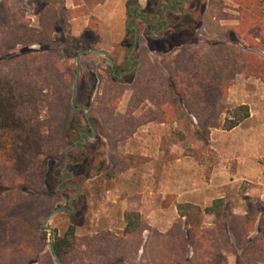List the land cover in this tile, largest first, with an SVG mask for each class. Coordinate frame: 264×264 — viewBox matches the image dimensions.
I'll use <instances>...</instances> for the list:
<instances>
[{"label": "rangeland", "instance_id": "obj_1", "mask_svg": "<svg viewBox=\"0 0 264 264\" xmlns=\"http://www.w3.org/2000/svg\"><path fill=\"white\" fill-rule=\"evenodd\" d=\"M63 1L0 0V79L12 81L13 88L17 89L15 92L17 97H21L24 107L19 118L35 116L37 119L34 120L40 124V134L44 138L58 132V126L63 125L62 120L65 118L68 106L72 108L73 104L74 111L69 115L71 130L64 128L69 135V144L63 150L64 160L50 159L44 152L21 165L4 163L0 158V194L3 195L2 192L5 189L18 191L19 188H11L13 184L28 183L33 188L34 183H42L43 192L54 193V196L46 201L48 210L52 209V212L56 208H63L61 212L56 213L48 220L44 228H51L62 233L72 222L76 223V227L89 232L96 229L92 213V208L96 205L89 204L90 194L95 201H102L109 181L116 178L128 164L121 156L117 157L118 153H116L117 155L113 153L116 145L124 140L123 136L125 138L127 135V128L124 129L121 126L120 117L117 118V122H111L114 118L113 114L110 115L111 108L105 107V102L98 99L105 87H108L106 79L110 76L105 58L98 59L91 56L80 59L77 92L74 98L75 57L80 51L94 45L95 36L88 35L81 41L75 42L67 32V20H61L59 27L64 33L57 38L59 43L56 48L60 46V49L54 59L49 61L44 58L45 55L37 53L39 48L32 50L31 46H28L26 56L17 61L1 62V59L13 57L22 50V45L11 48L15 41L22 39L21 37L29 39L32 36L28 30H31V24H36L35 15L43 4L47 2L63 3ZM71 1L74 4H82L80 8L73 11L71 16L82 17L87 15L97 1L101 0ZM160 3V13H162L168 7L169 0L167 2L161 0ZM190 3H193V6L195 4H198L197 7L200 6L197 0H191ZM216 5L218 7L220 5L222 10H226V28H236L238 25L231 24L237 22L239 24V12L238 6L233 0L216 1ZM261 11L264 14V5L261 7ZM47 16L48 13L43 16L44 20L48 19ZM67 16L68 14H66ZM40 22H43L41 18ZM131 24L133 21L129 26ZM26 27L28 30L25 29ZM5 28H11V31L3 33ZM129 32L125 39L130 43L132 34ZM198 39L203 40L202 43L207 41L201 36ZM242 39L239 37V43L235 45L227 42L229 41L227 34L216 38L217 41L229 43V46L232 47L229 50L231 58H228L230 64L223 69L226 75L231 72V60L235 58L236 51L257 57L262 62L260 67L250 66V61L242 59V67H237L234 80L225 94V109L231 110L240 105H247L249 108L247 119L230 132L217 128L216 131H212V136H204L196 127L194 120L193 128L188 127L189 124L185 117H182L174 107H171L173 100H164L165 105L156 113V116L164 121L178 119L181 122L178 123L176 129H172L171 138L162 143L163 148L175 144L183 150L184 155L195 158L203 165L206 168L207 176L213 175L216 167L218 170L220 169L216 172V180L224 178V188L222 185L218 187L220 192L223 189L225 192L223 213L219 222L216 221L217 223L214 224L212 219H206L197 208H185L188 218L184 222L183 228L198 230L196 255L200 258L197 264L202 262L206 264H264V35L257 38L254 43L242 41ZM5 52H9V54L2 58L1 56ZM125 53L124 47L120 46L113 52V56L119 61ZM203 54L205 55V53ZM203 57L201 60L204 61ZM55 60L57 64L54 67ZM209 71L212 76H216L219 69L214 65L210 66ZM249 71H256V75H249ZM27 75L31 77L29 82L25 80ZM48 75L50 82L43 81L42 78ZM19 92L20 94H17ZM27 100L29 103L25 104ZM121 100L116 108L118 114H123L125 111V108H122ZM26 105L29 106L28 112ZM35 105L36 108L33 109ZM75 108H85L86 114ZM99 108L103 111L109 110L107 113L110 116L107 120L108 127L104 132L110 137V143L109 140L99 135L93 122L98 116ZM225 117L226 115H221V123ZM87 125L93 129L94 135L88 132ZM64 131L61 130V132ZM82 132L88 135L84 140L80 137ZM48 142L50 141L48 140ZM58 170H61L63 174L66 172L72 174L80 183L77 196L81 197L83 204L75 205V208L71 206L73 208L71 213L75 211L77 213L74 221H70L66 215L67 209H70L68 199L58 194L61 185L56 183L54 185L50 177L51 173ZM87 177L92 179L85 180ZM229 178L231 181L235 180V183H229ZM33 194L31 192L32 196L29 198L23 197L22 194L19 196L5 194L1 197L0 264H26L27 260L34 257L36 250L49 254L55 264L49 246L51 235L40 229L48 216L45 218L41 216L42 211L39 206L45 200ZM38 229L40 233L46 235L43 237ZM205 230H211L212 234L201 239L199 232ZM102 239L107 245L112 242L111 238H106L103 234ZM226 239H228V243ZM82 241H86V239ZM167 245V247L172 246L171 244ZM124 247L126 248V246ZM216 247H219L221 257L210 263V259L206 256L212 255V251ZM92 254H95L94 251ZM205 254L207 255L205 256ZM201 255H204V258ZM165 259L168 260V255L163 258V260Z\"/></svg>", "mask_w": 264, "mask_h": 264}, {"label": "crops", "instance_id": "obj_2", "mask_svg": "<svg viewBox=\"0 0 264 264\" xmlns=\"http://www.w3.org/2000/svg\"><path fill=\"white\" fill-rule=\"evenodd\" d=\"M197 1L200 6L205 4V8L207 7L208 0ZM222 1L224 0H219ZM160 2L161 0H102L93 5L87 15L82 17L71 16L75 9L82 6L80 3L74 4L71 0H64L63 3L47 2L36 13V24L30 26L35 32L46 30V37L42 43L33 44L30 48L32 50L39 48L37 53L45 55L44 58L49 61L56 57L60 49V46L57 48L56 46L59 43L57 38L64 33L59 27L61 20H67V32L75 42L88 35L95 36L94 45L85 50H97L107 57L95 53L81 55L78 60V73L81 58L91 56L105 58L110 75L124 82L123 92L110 115L114 116L111 122H117V118L120 117L124 129L127 128L125 139L116 145L113 153H118L117 157L121 156L128 164L116 178L109 181L102 201H95L90 194L89 204L96 205L92 208L96 229L88 232L86 229L76 227L75 237L79 242L74 246V259L68 264H171L170 256L179 250L176 246L169 250L167 235L175 225L179 222L184 224L187 220L185 208H197L206 218L205 209L208 203L224 200V189L222 192L218 189L219 185L224 188V178L216 180V172L220 169L215 167L213 175L207 176L206 168L195 158L184 155L181 148L175 144L167 148L162 146L165 140L171 138L172 129H176L181 122L176 119L164 121L156 116L157 111L164 106L158 102L155 95V92L164 89V84L158 76H168L169 65L170 68L176 69L173 61L179 52L178 49L169 53L168 48L162 49L159 43L162 40V32L170 26L165 21L164 10L159 13ZM187 3L185 0L178 14L185 12L189 7ZM47 13L48 19L44 20L43 16ZM222 13L226 15V10L223 9ZM40 18L43 22H40ZM225 20L226 17L219 19L218 25L227 27ZM131 21L133 24L129 26ZM231 25H238V22ZM129 31H133L130 43L125 39ZM204 32L198 37L209 40ZM218 36L212 39L216 40ZM125 42L129 47L124 45ZM120 46L124 47L126 53L117 61L113 52ZM132 46H135L134 50ZM56 64L55 60L54 67ZM141 69L145 76L136 86V77ZM122 71L127 73L121 75ZM119 75L122 77L118 78ZM136 91L139 92L137 94L139 100L135 98ZM120 100L122 108H125L123 114H118L116 109ZM188 127L192 129L193 124H189ZM213 130L217 129H211L210 136ZM234 181L229 178V183L234 184ZM79 190L78 188L76 195ZM67 201L69 205L71 199ZM129 212L138 213L143 227L141 233L136 231L125 235ZM66 230L65 228L62 233L54 231L56 236L62 237ZM102 234L108 235L106 238H111L112 242L108 243L109 245L82 241L94 240ZM87 251L91 253L87 255L85 253ZM92 251L95 254H92ZM167 255L168 260H163ZM192 255L189 249L186 258L190 259Z\"/></svg>", "mask_w": 264, "mask_h": 264}, {"label": "trees", "instance_id": "obj_3", "mask_svg": "<svg viewBox=\"0 0 264 264\" xmlns=\"http://www.w3.org/2000/svg\"><path fill=\"white\" fill-rule=\"evenodd\" d=\"M187 1V5L190 6L185 9V12L177 15L169 13V16H172V19H169L171 24L161 34L162 40L159 42L162 46L161 48H168L169 53L178 49L179 52L173 61L176 69L170 68L169 65L167 66L169 75L158 76V79L164 84V89L155 92V95L158 102L164 105V100H173L171 107H174L178 114L185 117L188 124L192 125L194 120L196 127L204 136L209 135L211 129L221 128L222 130L230 131L249 117V108L247 105H240L231 110H226L224 106L225 94L229 85L234 80L236 69L237 67H242V59L250 61V66L257 65L260 67L262 66V62L257 57L244 55L234 50L236 51V55L235 58L231 60L232 69L231 72L226 75L223 69L230 64L228 58H231L229 50L232 49V47L229 46V43L236 45L239 43V37L243 38L242 41L254 43L257 38L264 35V14L261 11L264 0H233L238 6L239 12V24L233 29L220 27L217 23L219 19L226 17V15L222 13L221 6L219 5L218 7L216 5V1L219 0H208L206 8L205 4L197 7L198 4L193 6V3H190L191 0ZM99 2L100 1H97L95 4ZM151 12L153 13V10H151ZM196 14L197 16H195ZM25 29H27V27ZM5 31L10 32L11 28H5L3 31V33H8ZM28 31L31 32L32 36L29 39L21 37L22 39L15 41L11 48L13 49L16 46L22 45V50L13 57H7L10 52V50H8L9 52H5L4 55L1 56L2 58L5 56L7 58L1 59V62L19 60L26 56V51L29 49L27 48L28 46L41 44L46 37V30L40 32H35L33 30ZM245 31L246 33L244 34ZM203 32L209 38V40L204 43L198 39V35ZM129 33L133 34V31ZM222 34H227L229 38L227 42L229 43L212 39ZM203 53H205V55ZM202 57L204 61L201 60ZM238 57L240 58L239 60L237 59ZM214 65L219 69L218 75L216 76H212L209 71L210 66ZM200 67L202 68L200 69ZM248 73L252 75L255 74L256 71H249ZM144 76L143 70L141 69L136 77V86L144 79ZM30 78L31 77L27 75L25 80L29 82ZM42 79L43 81L50 82L49 75ZM106 80V85H108V87H105L98 99L101 102H105V107H109V109L111 108L112 110L120 99L124 89V82L111 75ZM13 87L14 83L12 81L0 79V158L4 163H17L21 165L24 164L25 161H31L44 152L50 159L64 160L65 154L63 150L69 144L67 130H71L69 115L74 112L73 108H71V106L66 108L65 118L62 120L63 125L58 126V132L52 135L49 134L47 137L43 138L40 134V124H38L37 120H34L37 119L35 116L24 119L19 118L24 106L21 97L18 98L15 93L17 91L16 87ZM138 93L137 91L135 92V98L137 100H139ZM17 94H20V92ZM27 103H29L28 100L25 101V104ZM26 107L28 112L29 106L26 105ZM33 107V109H35L36 105ZM97 112L98 116L93 122L98 129L99 135L109 140L110 143V137L104 132L108 127L107 120L110 116L107 115V113L109 110L103 111L99 108ZM80 113L82 112L80 111ZM223 114L226 115V117L221 123L220 117ZM53 118L55 119V117ZM121 126L123 127L124 125L121 124ZM87 128L88 132L92 134L89 125H87ZM61 130L64 132H61ZM122 139H125L124 136ZM48 140L50 142H48ZM50 177L54 185L55 183L59 186L61 185L58 189V194L67 199H71L69 203L70 207L72 206L75 208V205L83 204L81 197L76 195L77 189L80 187V183L77 181L76 177L68 172L63 174L61 170L51 173ZM90 179L92 178H85V180ZM14 187L19 188L18 191L14 189H5L2 192L3 195L0 194V200L5 194H16L18 196L22 194L23 197L29 198L32 196V192L36 197L45 200V202L43 201L39 205L42 211L41 216L45 218L51 212L52 209L48 210L49 208L46 206V201L52 198L54 193L47 194L43 192L42 183H34L33 188L29 186L28 183L19 185L13 184L11 188ZM223 207V200L209 202L205 209L206 219H212L214 224L219 222L222 217ZM180 209L181 208H179V210ZM71 212V209H69L66 215L70 221H74L77 213L76 211L74 213ZM184 225L185 224L182 222H179V224L173 227L171 233L167 235V237H169V242L167 244L172 245L168 247L169 250L171 251L173 246H176L179 250L173 255L169 252L171 255V264H197L200 258L196 255L198 251V242H196L198 230L193 228L187 230L183 228ZM76 226V223L73 224L71 222L62 237L56 236L54 238V251L61 261V264H68L71 259H74V246L79 242L75 237ZM136 231L140 233L143 231L139 215L137 212H129L127 214L125 235H130ZM38 232L40 233L39 229ZM199 233L201 239H205L208 237L207 235L211 236L212 234L211 230H205ZM40 234L43 235V237L46 235L45 233ZM86 241H88V243L93 241L94 244L104 243L102 235L94 240L87 239ZM226 241L228 243V239H226ZM218 248L219 247H216L215 250L212 251V255L205 254V256L207 255L206 257L210 259V263L221 257V251ZM189 249H191L193 255L190 259H187L186 253L189 252ZM34 253V257L27 260L26 264H54L49 254L41 252L40 250H36ZM85 253L88 255L91 252L87 251ZM201 257L204 258V255H201ZM195 260H197V262H194ZM201 264L206 263L202 262Z\"/></svg>", "mask_w": 264, "mask_h": 264}, {"label": "water", "instance_id": "obj_4", "mask_svg": "<svg viewBox=\"0 0 264 264\" xmlns=\"http://www.w3.org/2000/svg\"><path fill=\"white\" fill-rule=\"evenodd\" d=\"M135 30V28H134ZM89 53H95V54H99V55H103L105 57L106 54H104L103 52H99L97 50H85L83 52H80L77 54V57H76V75H75V93H74V98L76 97V92H77V84H78V60H79V57L83 54H89ZM108 59V58H107ZM108 62L111 64V61L110 59H108ZM111 68H112V65H111ZM75 109H79V110H82L84 112V114H86V109L85 108H75ZM63 208H56L54 209L52 212H50L48 214V216L45 218V220L43 221L40 229L41 231H47L50 233V238H49V246H50V252L52 254V257H53V260L55 262V264H61V261L59 260L58 256L56 255L55 251H54V247H53V243H54V238L56 236V232L51 229V228H44V225L48 222V220H50L56 213L62 211Z\"/></svg>", "mask_w": 264, "mask_h": 264}, {"label": "flooded vegetation", "instance_id": "obj_5", "mask_svg": "<svg viewBox=\"0 0 264 264\" xmlns=\"http://www.w3.org/2000/svg\"><path fill=\"white\" fill-rule=\"evenodd\" d=\"M165 2H167V0H164ZM184 1L185 0H169V5H168V7L167 8H165L164 9V14H165V16H166V19H165V21L170 25L171 23L169 22V19H172V16L170 15L169 16V13L170 14H175V15H177L179 12H180V8H181V6L184 4ZM158 10H156V12H157ZM146 25L147 26H150V24L149 23H146ZM134 43H135V41H134ZM125 46H127V47H129V44L127 43V42H125V44H124ZM132 48H133V50L135 49V46H132ZM124 73H127V72H125V71H122L120 74L122 75V74H124ZM121 75H119V77L118 78H121L122 76ZM121 76V77H120ZM91 128V127H90ZM91 131H92V135H94V131H93V129L91 128ZM80 137H81V139H85V138H87L88 137V135L86 134V133H80Z\"/></svg>", "mask_w": 264, "mask_h": 264}]
</instances>
